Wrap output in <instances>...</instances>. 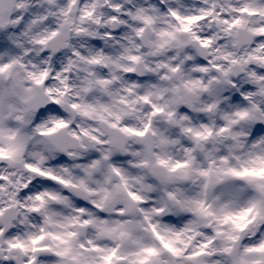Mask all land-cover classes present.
<instances>
[{"label":"clouds","instance_id":"clouds-1","mask_svg":"<svg viewBox=\"0 0 264 264\" xmlns=\"http://www.w3.org/2000/svg\"><path fill=\"white\" fill-rule=\"evenodd\" d=\"M0 264H264V0H0Z\"/></svg>","mask_w":264,"mask_h":264}]
</instances>
